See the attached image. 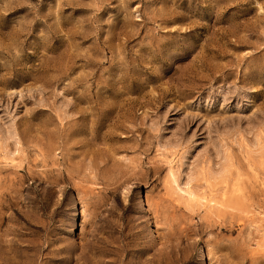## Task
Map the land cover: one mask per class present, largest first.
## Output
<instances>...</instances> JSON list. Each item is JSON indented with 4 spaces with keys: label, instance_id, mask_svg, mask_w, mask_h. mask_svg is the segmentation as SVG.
Here are the masks:
<instances>
[{
    "label": "rangeland",
    "instance_id": "374dc122",
    "mask_svg": "<svg viewBox=\"0 0 264 264\" xmlns=\"http://www.w3.org/2000/svg\"><path fill=\"white\" fill-rule=\"evenodd\" d=\"M0 264H264V0H0Z\"/></svg>",
    "mask_w": 264,
    "mask_h": 264
}]
</instances>
